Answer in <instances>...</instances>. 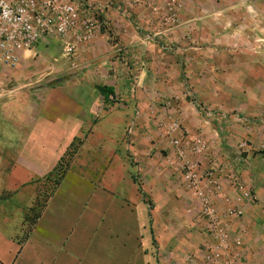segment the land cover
Wrapping results in <instances>:
<instances>
[{"label":"crops","instance_id":"1","mask_svg":"<svg viewBox=\"0 0 264 264\" xmlns=\"http://www.w3.org/2000/svg\"><path fill=\"white\" fill-rule=\"evenodd\" d=\"M85 1L102 24L78 69L57 37L18 51L14 67L0 59L1 111L16 106L20 135L5 182L45 176L82 135L92 141L82 153L109 155L91 167L74 161L24 236L0 227V264H209L201 203L176 171L172 137L182 136L207 138V152L192 154L202 168L241 166L255 199L232 221L231 239L239 264H264V0H178L172 29L149 7L167 10L170 0ZM98 85L114 88L108 115ZM96 134L117 137L101 146ZM49 150L57 153L46 161Z\"/></svg>","mask_w":264,"mask_h":264},{"label":"built area","instance_id":"2","mask_svg":"<svg viewBox=\"0 0 264 264\" xmlns=\"http://www.w3.org/2000/svg\"><path fill=\"white\" fill-rule=\"evenodd\" d=\"M180 6L178 0H170L167 10L151 2L149 4L156 20L169 29L178 22ZM101 24V14L98 10L93 11L85 0H0V59L14 67L19 59L18 51L32 49L44 38L57 37L70 58L72 69H78L81 46L93 41ZM207 115L213 116L210 111ZM178 128V122H174L171 130ZM172 144L179 163L176 171L201 203L200 213L206 221L209 236L204 241L207 263L239 264L230 225L234 219L243 216L247 203L255 199L241 174V166L236 164L233 167L224 162L217 168L237 192L232 196L225 191L217 169L202 168L201 162L192 158V154L204 155L207 152V138L173 137ZM219 198L225 206L217 203ZM239 243L241 241L237 239L236 244Z\"/></svg>","mask_w":264,"mask_h":264},{"label":"rangeland","instance_id":"3","mask_svg":"<svg viewBox=\"0 0 264 264\" xmlns=\"http://www.w3.org/2000/svg\"><path fill=\"white\" fill-rule=\"evenodd\" d=\"M96 93L97 95H100L99 91H97ZM101 98L102 99L99 105V112L102 111L103 114L108 115L109 112H112L113 109L116 107L114 105V102L115 101L117 102V100H115L116 99L115 97L112 98L109 97L110 100L109 99L105 100L104 97ZM122 98L123 96L119 95L118 101L121 100ZM2 109H3L2 105H0V227L6 230L7 232L15 233V234L18 233L24 236L26 233L30 231L31 227L33 226V220L35 219L36 215L40 212L43 204L55 192L56 188L59 185L55 188L56 176L53 177L52 179L45 178V176L48 173L43 177H35L31 181L22 184L21 186H12L11 184L5 182V173L9 168H11L13 161L17 157L18 149L16 148V143L14 139H17L18 137H20V135L14 132L15 122L17 123L18 121L13 116V114L15 113L17 114L16 106L10 108L9 110H6L5 112H2L1 111ZM99 118L100 117L97 116L94 119L93 123L95 124V126L99 125ZM20 128H22L23 130L27 129L26 126L24 127L20 126ZM96 135L94 137L92 135V137L96 143L97 142L98 144L101 143L102 144L101 146L107 144L109 141L108 139L113 138L115 140L114 137H117V135L113 136L109 134L97 135V136ZM128 136L130 137V135ZM128 136L125 134L122 142L128 143V138H129ZM21 137L23 136L21 135ZM87 137L88 134L77 137L78 139L76 138L77 140L75 141V145H73L72 148L68 150L69 152L67 154H65L67 152L66 150L64 154L61 156L63 157L65 155V158H67L66 162L70 160L69 163L70 165L68 169L70 168L71 165H73L74 161H80L82 158L88 159V161H90V167H91L93 164H98V163L100 164L101 163L100 161H103V158L105 159V155L107 154L109 155V151L105 150V147L102 148L99 147L97 149L93 148L89 152L85 151L84 153H82L81 149L84 143L86 142L85 146L91 145L92 143L90 139L88 142L86 141ZM98 138L99 140L96 141V139ZM240 149L242 148L240 147ZM56 153H57L56 151H52V150L44 152L43 155L44 159L47 161L50 160L49 158H51L52 160L53 158H55L54 156L56 155ZM236 154L242 156L243 152L240 151L237 152ZM238 161H242V160H240L239 158ZM229 164L232 165L233 167H235L236 165L232 161ZM88 170L92 171L91 168L89 167ZM241 172H242V168H241ZM248 185L252 189L253 194H255L253 187L249 183ZM189 192H191V190H189ZM191 193L192 196L196 198L193 192Z\"/></svg>","mask_w":264,"mask_h":264},{"label":"trees","instance_id":"4","mask_svg":"<svg viewBox=\"0 0 264 264\" xmlns=\"http://www.w3.org/2000/svg\"><path fill=\"white\" fill-rule=\"evenodd\" d=\"M100 93L103 95L105 100H108L110 95H114V88L107 86V85H98L97 86ZM78 139V138H77ZM75 139L73 141V143L69 146V148L67 149V152L65 154H67L73 145H75V141L77 140ZM67 158H65V155L63 157L60 158V160L58 161V163L55 165V167L45 176L46 179H52L53 177L56 176L55 179V188L60 184V182L62 181V179L65 176V173L69 167V163L70 160L68 162ZM146 197V194H143ZM47 201L43 204L40 212L36 215L35 219L33 220V225L36 223L37 219L40 217L44 207L46 206Z\"/></svg>","mask_w":264,"mask_h":264}]
</instances>
